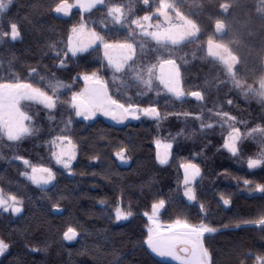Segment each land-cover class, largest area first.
I'll return each instance as SVG.
<instances>
[{"label": "trees", "instance_id": "trees-1", "mask_svg": "<svg viewBox=\"0 0 264 264\" xmlns=\"http://www.w3.org/2000/svg\"><path fill=\"white\" fill-rule=\"evenodd\" d=\"M168 1L198 30L195 39L179 46L178 56L183 60L174 58L181 65L185 92L201 91L204 100L187 97L182 102L152 93L143 97L133 90L131 102L157 106L161 119L142 118L124 125L101 118L89 123L75 120L67 103L58 104L51 113L41 106H32L30 114L39 129L19 142L0 139V188L24 201L21 214L0 212V238L11 245L0 264H170L154 257L145 244L148 221L144 213L150 212L152 203L159 199L166 200L159 213L161 222L171 223L182 217L217 229L204 239L211 264H255V257L264 255V229L235 226L239 219L255 218L258 209L264 208V193H250L243 184L245 178L254 182L248 187L264 184V167L248 170L246 166V159L255 155L260 145L246 139L241 145V157H232L222 148L224 131L215 116L217 111L228 112L236 117L234 124L242 132L264 127V102L251 93L244 96L228 82L223 67L206 55L208 42L222 45L237 59L235 78L242 88L257 87L264 78V0ZM58 2L14 0L11 4L5 19L20 23L22 37L0 43V80L39 81V77L29 76L30 70L36 68L41 76L54 75L71 85L61 97L68 101L71 92L83 87L76 78L101 68L102 54H84L69 59L65 67H57L59 61L50 45L63 49L70 29L80 21L78 11L67 18L56 15L51 9ZM111 2L126 4L129 0ZM158 2L150 0L144 5L133 0L129 19L154 13ZM103 16L104 9L99 7L87 19L96 21L99 31ZM123 34V30H113L114 38ZM100 75L115 93L112 73L101 69ZM185 112L192 115L185 117ZM196 115H202L204 122L213 123L214 127L202 131ZM70 118L67 134L78 147L72 171L67 174L51 163L48 142L60 134ZM156 139L173 143L167 165L156 160ZM121 146L128 147L126 155L130 159L126 166L120 165L114 155ZM15 155L51 167L56 173L54 185L41 191L25 180L12 159ZM93 156L99 159L93 160ZM189 159L200 166L202 174L196 186L198 201L193 203L183 197V172L179 167ZM221 193L230 199V205L222 203ZM118 202L132 211L128 220H115ZM68 226L80 233L72 242L63 240Z\"/></svg>", "mask_w": 264, "mask_h": 264}, {"label": "snow or ice", "instance_id": "snow-or-ice-1", "mask_svg": "<svg viewBox=\"0 0 264 264\" xmlns=\"http://www.w3.org/2000/svg\"><path fill=\"white\" fill-rule=\"evenodd\" d=\"M14 0H0V25L6 24L7 28L0 27V43L6 39L15 42L22 37L19 22L6 20L5 15L10 9ZM150 0H142L144 5H148ZM133 0L128 3H113L111 0H59L51 10L64 17L71 15L74 8L80 10V21L73 25L67 37L63 49L57 48L55 44L50 45L55 53V58L59 61L57 67H65L69 59L82 56L84 54L102 53L101 68L90 73L81 74L76 79L84 82V87L80 91L71 92L70 100L62 101L61 97L66 94L64 90H70L71 85L64 81L52 77H44L39 74L36 68H32L29 76L39 77V81L24 82L20 79L0 80V139L6 138L9 142H19L26 137L33 135L35 129L32 125V116L23 109L22 102H31L43 106L51 113L60 103H67V106L74 111L76 117L84 120H92L97 114L110 118L117 124H123L126 120H139L142 116L159 121L161 114L158 107L149 105L142 107L140 104L131 102L132 98L127 96V91L131 87L137 88L138 96H147L149 93L160 94L159 88L174 97L177 101H185L187 97L196 101H203L204 95L201 91H191L186 93L182 86L181 65L178 64L179 46L189 39L194 33H188L182 23H173L169 10L171 4L168 0H159V5L155 9V15L162 17L163 23L159 21L153 24L152 15L145 14L142 17L129 19L132 13ZM104 9V16L99 21L101 30H97L96 21L86 19L85 14L92 13L94 9ZM121 31L122 37L114 38L113 30ZM158 53L155 63L143 64L138 61V55L150 48ZM187 63V61H184ZM101 69H106L112 73V85L116 87V93H110L109 82L101 75ZM44 82V86H40ZM233 86L239 89L238 82ZM47 88L48 90H45ZM248 96L249 92H242ZM119 94L126 96V101L121 102ZM264 100V85L253 93ZM232 103L231 100L228 101ZM185 117L191 113H183ZM217 123L222 129L227 130L222 148L234 158L241 157V145L246 139H253L260 149L255 155L246 159L248 170H255L264 167V127L256 126L242 132L236 127L234 121L236 117L228 112L217 111ZM51 119V116L49 117ZM195 119L200 120L201 130L211 129L213 123H205L202 115H196ZM72 123L71 118L60 130V134L55 135L48 144L50 145V158L57 165L72 171V164L77 158V143L70 134H67ZM183 132L180 133L182 135ZM156 146V160L160 165H167L171 158L172 142L161 139L154 141ZM127 146H121L114 152L117 160L122 164H127L130 157L126 155ZM13 161H19L25 168L20 175L25 180L35 185L41 191H47L49 186L54 185L56 173L51 167L42 164H34L30 160L20 155H15ZM93 160L99 159L97 156ZM179 167L183 170V197L189 202H197V182L202 179L201 168L191 159L182 162ZM237 180L242 179L236 177ZM254 182L243 179L246 189L252 193H264V184L255 183L254 187H248ZM220 200L227 206L231 201L220 194ZM104 203V201H101ZM24 201L17 194L6 192L0 188V211L18 215L23 211ZM166 206L165 199H159L152 203L151 212H145L150 227L145 243L155 255L162 258H170L178 264H211V255L205 247L204 239L206 234H214L217 229L201 221L199 224L190 223L187 218L178 217L171 223L164 225L159 220V213ZM201 213H204V204L200 205ZM58 208V205H54ZM133 215L130 208L125 210L118 202L114 209L116 221L128 220ZM255 225L264 229V208L258 209L255 218L239 219L236 227L241 225ZM80 235L73 226H68L63 232V240L74 241ZM10 243L0 238V256H3L10 248ZM37 251L38 249H32ZM243 264V261H241ZM255 264H264V255L255 257Z\"/></svg>", "mask_w": 264, "mask_h": 264}, {"label": "rangeland", "instance_id": "rangeland-1", "mask_svg": "<svg viewBox=\"0 0 264 264\" xmlns=\"http://www.w3.org/2000/svg\"><path fill=\"white\" fill-rule=\"evenodd\" d=\"M140 1H142V0H140ZM72 2V1H71ZM169 2V1H168ZM171 4V3H170ZM158 5H159V2H158ZM158 5H157V7H158ZM171 6H172V4H171ZM98 8H99V6H98ZM156 9V8H155ZM95 10V9H94ZM74 11H78L79 13H80V10L78 9V8H74L73 10H72V13L74 12ZM72 13H71V15H72ZM56 14V13H55ZM89 14L90 13H88V14H85V17H86V19L88 18V16H89ZM169 14H170V16H171V19H172V21H173V23H176V22H179V23H182L184 26H185V30L188 32V33H194V35H191L190 37H189V39L188 40H186L185 42H187V41H190V40H193V39H195L196 37H197V35H198V30H197V28H196V26L190 21V20H188L187 18H185L183 15H181L173 6L171 7V9L169 10ZM56 15H58V14H56ZM70 15V16H71ZM150 15H152V17H153V19H152V23L153 24H155L156 22H160V23H163V19H162V17H159V16H157V15H155V10H154V13H152V14H150ZM58 16H61V17H64V16H62V15H58ZM69 17V16H68ZM64 18H67V17H64ZM151 47H154V45H152V46H150V48L148 49V50H146L145 51V53H143L142 54V58L138 55V61L139 62H141V63H143V64H148V63H155L156 62V58H157V53L156 52H154V51H152V50H150L151 49ZM102 54V53H101ZM206 55H207V57L208 58H210L211 60H213V61H216L217 63H219L222 67H223V69L225 70V72H226V74H227V79H228V82L229 83H231V84H233L234 82H238L237 80H236V78H235V71H236V68H237V66H238V62H237V59L226 49V48H224L222 45H220V44H218V43H216V42H208L207 44H206ZM81 80V79H80ZM82 81V84H83V87H84V82H83V80H81ZM239 83V82H238ZM239 85H240V83H239ZM261 85H264V78L262 79V81H260V83L257 85V87H255V88H251V89H244V88H242V86L240 85V87H239V89L238 90H241L242 92H244V91H247V92H249V93H251V94H253V93H255L256 91H258L259 90V87L261 86ZM83 87H82V89H83ZM81 89V90H82ZM133 90H135L136 92L138 91L137 90V88H135V87H131V88H129L128 89V91H127V96H131V94L134 92ZM159 90V92H160V94L161 95H168V96H170V94H168V93H166L164 90H163V88H162V86L158 89ZM109 91H110V89H109ZM113 91L116 93L117 92V89L115 88V89H113ZM132 92V93H131ZM110 93H111V91H110ZM131 93V94H130ZM152 94L155 96V95H157L156 94V92L154 91V92H152ZM143 97H145V96H143ZM172 97V96H171ZM119 98H120V100H121V102L123 103V102H125L126 101V96L125 95H123V94H119ZM125 98V99H124ZM260 99V98H259ZM261 100V99H260ZM261 101H263L264 102V100H261ZM22 104H23V109L25 110V111H27L28 113H29V115H31L30 114V108H32V106H41V105H38V104H35V103H31V102H22ZM147 106H149V105H146V106H142V107H147ZM42 108H43V106H41ZM46 110V109H45ZM48 111V110H47ZM73 113H74V111H73ZM96 118H101V119H103L104 121H106V122H108V123H111V124H114V125H124L125 123H127V122H129V121H137V120H131V119H129V120H126L123 124H117V123H115L114 121H112L110 118H108V117H105V116H103V115H100V114H97V116L95 117V118H93L92 120H84L82 117H76L75 116V114H74V119L75 120H80V121H84V122H86V123H89V122H92V121H94ZM142 118H147V117H141L140 119H142ZM139 119V120H140ZM147 119H150V118H147ZM32 125H33V127H34V129H35V131H37L38 129H39V127H37L36 126V124H35V122H34V119H32ZM220 127V126H219ZM221 128V127H220ZM34 131V132H35ZM223 131H224V136H226L227 135V130H226V128L225 129H223ZM6 139V138H5ZM154 145H155V143H154ZM155 148H156V146H155ZM48 151H49V157H50V145L48 144ZM50 160H51V163L55 166V167H57V168H59V169H61V170H63V171H65L67 174H70L69 173V171L68 170H65V169H63V167L62 166H60V165H57L56 163H55V161L54 160H52L51 158H50ZM118 161V163L120 164V165H124V166H126V165H128L129 164V161H128V163L127 164H122V163H120V161L119 160H117ZM75 162V161H74ZM73 162V163H74ZM15 165H16V167L19 169V171H20V173L21 172H23V171H25V168H24V166L22 165V163H20L19 161H15ZM73 165V164H72ZM47 167V166H46ZM182 172H183V170H182ZM24 178V177H23ZM54 183H55V181H54ZM35 186V185H34ZM49 187H51V186H49ZM254 193V192H253ZM0 212H2V213H4L3 211H0ZM151 212V211H150ZM149 212V213H150ZM6 214H10V215H12V216H16V215H13V214H11L10 212L9 213H6ZM21 214V213H20ZM146 217V216H145ZM146 219H147V221H148V218L146 217ZM160 220V219H159ZM160 222H161V220H160ZM162 224H164V225H167L168 223H163V222H161ZM151 225H150V223H149V221H148V228L150 227ZM147 232H148V229H147ZM207 235V234H206ZM67 242H69V241H67ZM72 242V241H71ZM146 244V243H145ZM146 247H147V245H146ZM147 249L149 250V252L154 256V257H156L157 259H159V260H161V261H163V262H167V263H170V264H178V262H176V261H173V260H171L170 258H162V257H159V256H157V255H155L154 253H152L151 252V250L147 247ZM2 256H0V258H1Z\"/></svg>", "mask_w": 264, "mask_h": 264}]
</instances>
